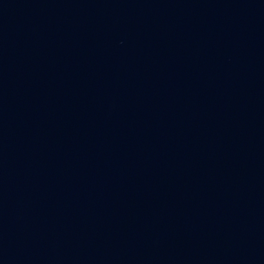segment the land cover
Listing matches in <instances>:
<instances>
[{
    "label": "water",
    "instance_id": "1",
    "mask_svg": "<svg viewBox=\"0 0 264 264\" xmlns=\"http://www.w3.org/2000/svg\"><path fill=\"white\" fill-rule=\"evenodd\" d=\"M0 264H264V0H0Z\"/></svg>",
    "mask_w": 264,
    "mask_h": 264
}]
</instances>
